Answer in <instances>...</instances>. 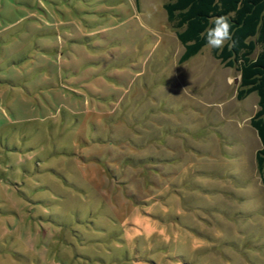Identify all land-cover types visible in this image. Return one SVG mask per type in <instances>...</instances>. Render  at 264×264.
I'll list each match as a JSON object with an SVG mask.
<instances>
[{"label":"rangeland","instance_id":"1","mask_svg":"<svg viewBox=\"0 0 264 264\" xmlns=\"http://www.w3.org/2000/svg\"><path fill=\"white\" fill-rule=\"evenodd\" d=\"M166 0H0V264H264L256 95Z\"/></svg>","mask_w":264,"mask_h":264},{"label":"trees","instance_id":"2","mask_svg":"<svg viewBox=\"0 0 264 264\" xmlns=\"http://www.w3.org/2000/svg\"><path fill=\"white\" fill-rule=\"evenodd\" d=\"M166 20L182 46L179 63L206 45L203 33L212 18L228 16L233 25L235 47L211 49L213 58L238 75L235 99L256 95L257 110L249 119L259 148L254 153L259 180L264 187V0H166Z\"/></svg>","mask_w":264,"mask_h":264},{"label":"clouds","instance_id":"3","mask_svg":"<svg viewBox=\"0 0 264 264\" xmlns=\"http://www.w3.org/2000/svg\"><path fill=\"white\" fill-rule=\"evenodd\" d=\"M212 27L206 29L202 35L206 38V46L211 49L223 50L227 45L229 48L235 47L233 40V25L228 16L212 18Z\"/></svg>","mask_w":264,"mask_h":264}]
</instances>
